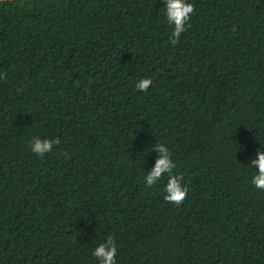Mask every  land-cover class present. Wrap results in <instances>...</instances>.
Returning a JSON list of instances; mask_svg holds the SVG:
<instances>
[{"label":"trees","instance_id":"16d2710c","mask_svg":"<svg viewBox=\"0 0 264 264\" xmlns=\"http://www.w3.org/2000/svg\"><path fill=\"white\" fill-rule=\"evenodd\" d=\"M186 2L173 45L165 0L0 1V264H264V0Z\"/></svg>","mask_w":264,"mask_h":264},{"label":"clouds","instance_id":"9594fccd","mask_svg":"<svg viewBox=\"0 0 264 264\" xmlns=\"http://www.w3.org/2000/svg\"><path fill=\"white\" fill-rule=\"evenodd\" d=\"M195 11V6L186 0H165V14L169 24L173 25L172 36L170 42L176 45L183 32L186 31V26L191 27L189 21ZM7 77L5 76L4 79ZM152 85L150 78H142L136 84V90L147 92ZM61 143L59 138L56 139H41L39 137L33 138L31 141V150L40 157H44L51 152L54 145ZM154 149L160 153L156 160L155 166L148 172L145 177L146 185L151 187L163 178L165 174L168 175V180L164 191L166 193L164 199L168 203L177 206L182 205L187 199L188 187L183 183V176L173 174V169L176 164L172 158L170 149L164 144H156ZM250 166L256 168L258 171L253 176L252 183L256 188L264 190V151L258 150L256 158L251 159ZM117 246L115 239L109 236L105 242L100 243L93 251V256L99 260V264H117Z\"/></svg>","mask_w":264,"mask_h":264},{"label":"water","instance_id":"95a60500","mask_svg":"<svg viewBox=\"0 0 264 264\" xmlns=\"http://www.w3.org/2000/svg\"><path fill=\"white\" fill-rule=\"evenodd\" d=\"M0 1H11V0H0Z\"/></svg>","mask_w":264,"mask_h":264}]
</instances>
